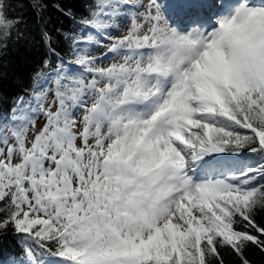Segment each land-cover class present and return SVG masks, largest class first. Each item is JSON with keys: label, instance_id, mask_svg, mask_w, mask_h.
Wrapping results in <instances>:
<instances>
[{"label": "snow or ice", "instance_id": "obj_1", "mask_svg": "<svg viewBox=\"0 0 264 264\" xmlns=\"http://www.w3.org/2000/svg\"><path fill=\"white\" fill-rule=\"evenodd\" d=\"M11 7L0 0V50L19 32ZM29 7L43 22L44 0ZM56 7L71 56L42 30L45 59L0 108V234L19 249L0 264L264 254V0Z\"/></svg>", "mask_w": 264, "mask_h": 264}, {"label": "trees", "instance_id": "obj_2", "mask_svg": "<svg viewBox=\"0 0 264 264\" xmlns=\"http://www.w3.org/2000/svg\"><path fill=\"white\" fill-rule=\"evenodd\" d=\"M12 7L9 16L22 17L19 32L13 35L8 47L0 50V108L7 110L11 100L27 88L32 75L40 68L46 57L45 45L40 33L47 30L52 34V46L65 59L71 56L70 41L62 37L75 27L56 7L59 4L65 10L71 8L76 19L87 13L88 0H44L47 5L43 22L39 14L29 7V0H10ZM20 5H23L22 7ZM256 219L264 222V212H259ZM17 237L9 230L0 234V259H7L10 253L17 252ZM224 264H240L239 259L229 250L221 252ZM250 264H264V254L255 247L246 252Z\"/></svg>", "mask_w": 264, "mask_h": 264}, {"label": "rangeland", "instance_id": "obj_3", "mask_svg": "<svg viewBox=\"0 0 264 264\" xmlns=\"http://www.w3.org/2000/svg\"><path fill=\"white\" fill-rule=\"evenodd\" d=\"M102 43H104L103 41H102ZM95 55H99V53L97 52V53H94ZM43 123V121L42 120H40L38 123H37V129L41 126V124Z\"/></svg>", "mask_w": 264, "mask_h": 264}]
</instances>
